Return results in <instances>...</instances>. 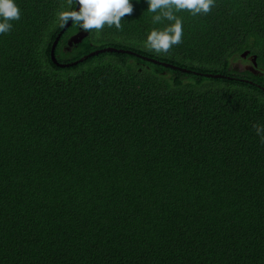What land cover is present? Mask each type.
I'll return each instance as SVG.
<instances>
[{
	"label": "trees",
	"instance_id": "16d2710c",
	"mask_svg": "<svg viewBox=\"0 0 264 264\" xmlns=\"http://www.w3.org/2000/svg\"><path fill=\"white\" fill-rule=\"evenodd\" d=\"M0 34V264H264V0L176 15L145 47L146 0L122 30L63 28L66 0H14ZM88 33L68 51L71 33ZM256 57L255 73L235 66ZM211 75V76H208ZM216 76V77H215ZM219 76V77H217Z\"/></svg>",
	"mask_w": 264,
	"mask_h": 264
},
{
	"label": "clouds",
	"instance_id": "9594fccd",
	"mask_svg": "<svg viewBox=\"0 0 264 264\" xmlns=\"http://www.w3.org/2000/svg\"><path fill=\"white\" fill-rule=\"evenodd\" d=\"M147 11L153 13V24L170 22L163 29H153L147 36L145 47L156 54H168L173 46L182 43L183 21L176 13L187 11L192 16L207 15L215 0H146ZM69 9L58 13L60 26L71 22L84 32L103 31L105 26L122 30L121 20L133 13L131 0H66ZM77 6L79 10L77 11ZM21 18L20 9L14 0H0V34H8L12 21ZM264 143V126H253Z\"/></svg>",
	"mask_w": 264,
	"mask_h": 264
},
{
	"label": "water",
	"instance_id": "95a60500",
	"mask_svg": "<svg viewBox=\"0 0 264 264\" xmlns=\"http://www.w3.org/2000/svg\"><path fill=\"white\" fill-rule=\"evenodd\" d=\"M76 10H77V11L79 10V6H77V9H76ZM70 24H71V22H69V24H68L67 26H64V27L60 30V32L57 34V36H56V38H55V40H54V42H53V44H52V46H51V50H50V59H51V61L53 62V64L56 65L57 67H60V68L72 67V66H75L76 64H78L79 62H80V63L83 62V61L86 60L88 57H92V56H94V55H98L99 53H102V52H117V53L127 52V53H130V54H131V53L133 54V52H130V51H124V50H121V49H116V48H112V47H106V48H104V49H99V50H97V51H94V52H92V53H90V54H88V55L82 57L81 59H79V60L76 61V62H73V63H67V64H60V63H58V62L56 61V59H55V53H54V51H55V47H56V44H57L59 38H60L61 35L64 33V31L70 26ZM87 35H88V33H85V34H81V33L75 34L74 36H72V37H70V38L68 39V46H69V45H72V44H78V43H80V42L82 41V39L84 38V36H87ZM247 55H248V52H244V53L241 54V58H246ZM251 61H252V65H253V67H251V69H250L249 71L255 73V71H254V67L256 66V63H255V57H253V58L251 59ZM208 76H211V75H208ZM215 77H216V76H215ZM217 77H219V76H217Z\"/></svg>",
	"mask_w": 264,
	"mask_h": 264
},
{
	"label": "rangeland",
	"instance_id": "374dc122",
	"mask_svg": "<svg viewBox=\"0 0 264 264\" xmlns=\"http://www.w3.org/2000/svg\"><path fill=\"white\" fill-rule=\"evenodd\" d=\"M78 33H80V32H78ZM252 58H253V57H251V58L249 57V59L246 60V59H244V58L239 57V58L236 60V62H235V66H237V67H239V68H244L245 65H246L247 67H250L251 64H249V61H250Z\"/></svg>",
	"mask_w": 264,
	"mask_h": 264
},
{
	"label": "flooded vegetation",
	"instance_id": "af4514ba",
	"mask_svg": "<svg viewBox=\"0 0 264 264\" xmlns=\"http://www.w3.org/2000/svg\"><path fill=\"white\" fill-rule=\"evenodd\" d=\"M75 34H78V32L71 33V34L68 36V39H69L70 37L74 36ZM68 39H67V40H68ZM82 41H83V40H82ZM80 43H81V42H80ZM78 44H79V43H78ZM73 45H77V44L69 45V46H68L69 48H67L68 51H71V50H72ZM242 69H243V70H248L249 68L245 65V67L242 68Z\"/></svg>",
	"mask_w": 264,
	"mask_h": 264
},
{
	"label": "bare ground",
	"instance_id": "6f19581e",
	"mask_svg": "<svg viewBox=\"0 0 264 264\" xmlns=\"http://www.w3.org/2000/svg\"><path fill=\"white\" fill-rule=\"evenodd\" d=\"M255 61H256V57H255Z\"/></svg>",
	"mask_w": 264,
	"mask_h": 264
}]
</instances>
